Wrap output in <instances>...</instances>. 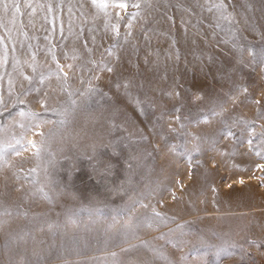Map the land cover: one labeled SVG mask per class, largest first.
<instances>
[{"label": "rangeland", "instance_id": "374dc122", "mask_svg": "<svg viewBox=\"0 0 264 264\" xmlns=\"http://www.w3.org/2000/svg\"><path fill=\"white\" fill-rule=\"evenodd\" d=\"M0 264H264V0H0Z\"/></svg>", "mask_w": 264, "mask_h": 264}, {"label": "bare ground", "instance_id": "6f19581e", "mask_svg": "<svg viewBox=\"0 0 264 264\" xmlns=\"http://www.w3.org/2000/svg\"><path fill=\"white\" fill-rule=\"evenodd\" d=\"M109 119V118H108ZM109 121V120H108ZM112 123V122H111ZM114 123V122H113ZM100 125H101V123H100ZM103 125H105V124H103ZM111 126H112V124H110ZM105 128V127H104ZM108 128V127H107ZM82 129V128H81ZM78 130H80V129H78ZM98 130V129H97ZM100 130H102L101 128H100ZM104 130V129H103ZM110 130V129H109ZM84 132V131H83ZM97 132V131H96ZM104 132V131H103ZM101 133V132H100ZM99 133V134H100ZM102 134V133H101ZM100 134V135H101ZM106 134V133H105ZM82 135V134H81ZM86 136V135H85ZM84 137V136H83ZM100 138H103L102 136L100 137ZM113 133H111V132H108V134H107V137H106V139L107 140H105V141H107V144H108V146H110V142H112V140H113ZM74 142V141H73ZM101 142H103V140L101 141ZM79 143V142H78ZM106 144V145H107ZM100 145H101V143H100ZM111 147V146H110ZM129 147H132V146H129ZM71 148V147H70ZM73 148V147H72ZM74 148H75V146H74ZM76 148H77V146H76ZM75 148V149H76ZM85 148V147H84ZM109 148V147H108ZM66 149H68V148H66ZM82 149V148H81ZM80 149V150H81ZM98 149V148H97ZM110 149V148H109ZM78 150V149H77ZM104 150H106V147H105V149ZM107 151V150H106ZM67 152V151H66ZM109 152H110V150H109ZM69 153V152H68ZM79 153H81V152H79ZM106 153V152H105ZM113 153V152H112ZM78 154V153H77ZM101 155V154H100ZM109 155V154H108ZM94 156V155H93ZM118 156V155H117ZM98 157V156H97ZM116 157V156H115ZM71 159H73V157L71 158ZM105 160H107V159H105ZM109 160V159H108ZM111 160V159H110ZM74 162V161H73ZM94 162V161H93ZM94 164H96V163H94ZM110 164H111V162H110ZM109 164V165H110ZM96 167V166H95ZM104 177V176H103ZM106 179H107V177H106Z\"/></svg>", "mask_w": 264, "mask_h": 264}]
</instances>
